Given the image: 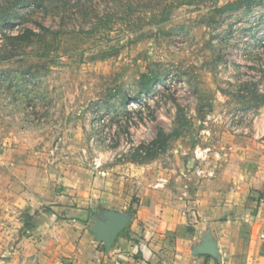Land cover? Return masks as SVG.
Listing matches in <instances>:
<instances>
[{
    "label": "rangeland",
    "instance_id": "374dc122",
    "mask_svg": "<svg viewBox=\"0 0 264 264\" xmlns=\"http://www.w3.org/2000/svg\"><path fill=\"white\" fill-rule=\"evenodd\" d=\"M247 82L264 91V0H0V264L32 182L81 171L126 188L149 161L197 175L221 146L254 154L264 106Z\"/></svg>",
    "mask_w": 264,
    "mask_h": 264
},
{
    "label": "crops",
    "instance_id": "0c3cea01",
    "mask_svg": "<svg viewBox=\"0 0 264 264\" xmlns=\"http://www.w3.org/2000/svg\"><path fill=\"white\" fill-rule=\"evenodd\" d=\"M256 144L254 154L240 141L221 146L212 177L149 161L126 188L81 171L54 175L56 189L32 182L31 226L6 264H264V139Z\"/></svg>",
    "mask_w": 264,
    "mask_h": 264
},
{
    "label": "trees",
    "instance_id": "16d2710c",
    "mask_svg": "<svg viewBox=\"0 0 264 264\" xmlns=\"http://www.w3.org/2000/svg\"><path fill=\"white\" fill-rule=\"evenodd\" d=\"M8 37H11L13 39H16V38H20V35H8ZM151 82H153V80H150L148 81L147 83H145V92L149 93L150 92V86H151ZM245 85L251 87V89L249 88L248 89V92L249 94L251 95V100L252 102L257 106H262L264 105V91H258V88H257V83L256 82H247L245 83ZM161 133V132H160ZM162 135V133H161ZM160 135V136H161ZM157 143V140H153L151 141L150 145L148 147H145V148H151V147H154V145ZM141 147H144L143 145L141 146H138L136 148V151L140 152L141 151ZM154 156H151L149 158L150 159H153ZM23 220H24V224H25V227L26 228H29L31 225H30V219H31V215L29 214V207H26L24 209V213H23Z\"/></svg>",
    "mask_w": 264,
    "mask_h": 264
},
{
    "label": "built area",
    "instance_id": "2783aa9c",
    "mask_svg": "<svg viewBox=\"0 0 264 264\" xmlns=\"http://www.w3.org/2000/svg\"><path fill=\"white\" fill-rule=\"evenodd\" d=\"M209 151V148H198L195 149L194 151V158L198 160L199 162H208L209 161V155L207 154ZM205 168H198L196 169V174L199 175L200 177H212L214 175V170L213 169H207L204 170ZM161 185V183H157V186Z\"/></svg>",
    "mask_w": 264,
    "mask_h": 264
},
{
    "label": "water",
    "instance_id": "95a60500",
    "mask_svg": "<svg viewBox=\"0 0 264 264\" xmlns=\"http://www.w3.org/2000/svg\"><path fill=\"white\" fill-rule=\"evenodd\" d=\"M122 227H123L122 224H118L111 230V232H110V234L108 236V244L112 243V241L115 238L116 234L121 230Z\"/></svg>",
    "mask_w": 264,
    "mask_h": 264
}]
</instances>
